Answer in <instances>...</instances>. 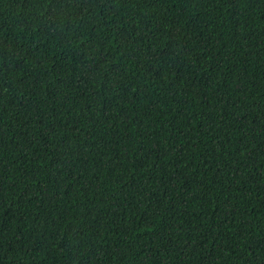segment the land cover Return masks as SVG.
Instances as JSON below:
<instances>
[{"label": "trees", "instance_id": "obj_1", "mask_svg": "<svg viewBox=\"0 0 264 264\" xmlns=\"http://www.w3.org/2000/svg\"><path fill=\"white\" fill-rule=\"evenodd\" d=\"M0 264H264V0H0Z\"/></svg>", "mask_w": 264, "mask_h": 264}]
</instances>
